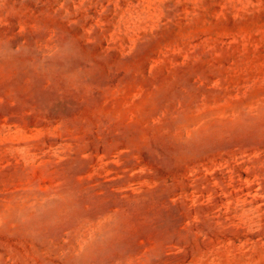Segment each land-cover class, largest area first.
I'll return each instance as SVG.
<instances>
[{
	"label": "rangeland",
	"instance_id": "374dc122",
	"mask_svg": "<svg viewBox=\"0 0 264 264\" xmlns=\"http://www.w3.org/2000/svg\"><path fill=\"white\" fill-rule=\"evenodd\" d=\"M0 264H264V0H0Z\"/></svg>",
	"mask_w": 264,
	"mask_h": 264
}]
</instances>
